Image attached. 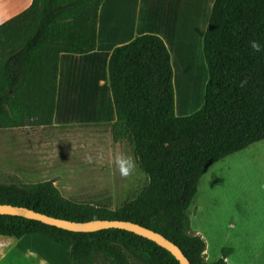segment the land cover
Wrapping results in <instances>:
<instances>
[{
    "label": "trees",
    "instance_id": "obj_1",
    "mask_svg": "<svg viewBox=\"0 0 264 264\" xmlns=\"http://www.w3.org/2000/svg\"><path fill=\"white\" fill-rule=\"evenodd\" d=\"M114 18L108 0H32L1 24L0 129L111 123L112 140L129 143L147 186L111 210L65 198L51 180L8 179L0 204L71 222H132L175 244L190 264H227L230 248L205 261L188 209L209 167L264 141V0H213L202 25L189 17L161 31L137 24L123 35ZM170 44L199 48L178 95ZM33 234L62 247L72 264H179L124 230L74 233L0 215V236Z\"/></svg>",
    "mask_w": 264,
    "mask_h": 264
},
{
    "label": "rangeland",
    "instance_id": "obj_2",
    "mask_svg": "<svg viewBox=\"0 0 264 264\" xmlns=\"http://www.w3.org/2000/svg\"><path fill=\"white\" fill-rule=\"evenodd\" d=\"M204 7L190 0L184 9ZM167 47L178 95L190 74L183 66L192 67L199 48ZM8 179L28 184L51 180L65 198L111 210L148 183L129 143L112 140L111 123L0 129V182ZM188 215L191 233L205 242L207 263L230 248L227 264H264V141L209 167Z\"/></svg>",
    "mask_w": 264,
    "mask_h": 264
},
{
    "label": "crops",
    "instance_id": "obj_3",
    "mask_svg": "<svg viewBox=\"0 0 264 264\" xmlns=\"http://www.w3.org/2000/svg\"><path fill=\"white\" fill-rule=\"evenodd\" d=\"M189 1L108 0V3L113 5L115 27L124 35L132 29L135 32L137 24H142V27L143 24L146 27L156 26L160 31L171 22L182 26L188 23L186 18L190 16V23L202 25L213 0H196L200 6L203 4L205 7L190 11L184 9ZM31 3L32 0H0V25L25 11ZM48 241L41 234L27 235L20 239L0 236V264H72L66 252L67 257L64 255L62 247Z\"/></svg>",
    "mask_w": 264,
    "mask_h": 264
},
{
    "label": "water",
    "instance_id": "obj_4",
    "mask_svg": "<svg viewBox=\"0 0 264 264\" xmlns=\"http://www.w3.org/2000/svg\"><path fill=\"white\" fill-rule=\"evenodd\" d=\"M0 215L21 217L74 233H93L108 229L124 230L152 241L156 245L167 250L179 262V264H190L182 251L175 244L171 243L162 235L132 222L107 220H95L85 223L71 222L49 217L27 208L7 204H0Z\"/></svg>",
    "mask_w": 264,
    "mask_h": 264
},
{
    "label": "clouds",
    "instance_id": "obj_5",
    "mask_svg": "<svg viewBox=\"0 0 264 264\" xmlns=\"http://www.w3.org/2000/svg\"><path fill=\"white\" fill-rule=\"evenodd\" d=\"M253 47H257V45L253 44Z\"/></svg>",
    "mask_w": 264,
    "mask_h": 264
}]
</instances>
